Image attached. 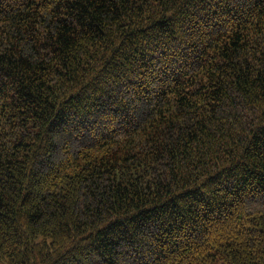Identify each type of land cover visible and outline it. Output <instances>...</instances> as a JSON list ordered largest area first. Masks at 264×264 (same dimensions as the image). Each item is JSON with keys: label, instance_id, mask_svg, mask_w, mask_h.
I'll list each match as a JSON object with an SVG mask.
<instances>
[{"label": "trees", "instance_id": "obj_1", "mask_svg": "<svg viewBox=\"0 0 264 264\" xmlns=\"http://www.w3.org/2000/svg\"><path fill=\"white\" fill-rule=\"evenodd\" d=\"M0 264H264V0H0Z\"/></svg>", "mask_w": 264, "mask_h": 264}]
</instances>
